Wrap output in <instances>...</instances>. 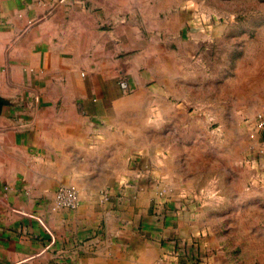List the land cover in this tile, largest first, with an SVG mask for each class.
<instances>
[{"label":"crops","instance_id":"1","mask_svg":"<svg viewBox=\"0 0 264 264\" xmlns=\"http://www.w3.org/2000/svg\"><path fill=\"white\" fill-rule=\"evenodd\" d=\"M177 5L171 24L168 0H0V264H179L185 241L207 264H264V129L209 128ZM202 143L221 149L205 166ZM62 185L76 208L55 206ZM234 199L256 208L241 240Z\"/></svg>","mask_w":264,"mask_h":264},{"label":"rangeland","instance_id":"2","mask_svg":"<svg viewBox=\"0 0 264 264\" xmlns=\"http://www.w3.org/2000/svg\"><path fill=\"white\" fill-rule=\"evenodd\" d=\"M177 2L178 0H168L170 15L167 17L171 24L179 19ZM186 6L188 12L184 17L183 32L179 31L185 40L180 55L184 59L186 71L192 75L197 76L198 66L193 63H199L198 77L201 90L204 91L199 97L200 103L211 101L215 104L213 111L216 115L206 118L209 128L219 131L220 128H226V122L237 125L243 120L248 123L250 131L254 127L258 130L255 115L264 111V0H186ZM196 60L199 62H195ZM205 114H201L203 121ZM202 127L203 125L201 129ZM215 150L221 149L202 143L192 145L188 154L193 164L202 159L201 165L205 166L212 160ZM245 161L243 160L244 164ZM239 164L244 165L241 161ZM212 167L209 165L208 169ZM213 179L218 195L222 196L221 187H224V183H221L220 178ZM205 198L209 199L207 196ZM235 201L227 200L226 203L231 205L227 209L231 214L232 231L241 240L248 228L253 226L246 217L255 214L256 208L251 202L249 208H241L240 202ZM215 202V205H223L222 201ZM207 204L204 201L202 204L198 202L195 206L191 205L189 210H199ZM202 235V232L197 233L191 243H198L197 238ZM248 241L255 247L256 238H249ZM175 242L176 248L177 240ZM186 245L185 241L184 257L180 258L179 264H207V256L200 253V256L191 258Z\"/></svg>","mask_w":264,"mask_h":264},{"label":"built area","instance_id":"3","mask_svg":"<svg viewBox=\"0 0 264 264\" xmlns=\"http://www.w3.org/2000/svg\"><path fill=\"white\" fill-rule=\"evenodd\" d=\"M257 129H264V111L255 115ZM54 204L57 208L74 209L78 205V193L74 187L61 186L55 191Z\"/></svg>","mask_w":264,"mask_h":264}]
</instances>
